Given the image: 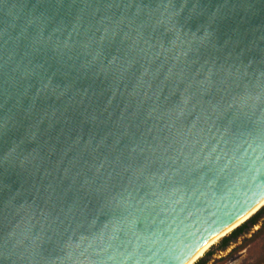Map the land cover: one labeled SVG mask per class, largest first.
Wrapping results in <instances>:
<instances>
[{
  "label": "water",
  "instance_id": "1",
  "mask_svg": "<svg viewBox=\"0 0 264 264\" xmlns=\"http://www.w3.org/2000/svg\"><path fill=\"white\" fill-rule=\"evenodd\" d=\"M263 197L264 0H0V264H182Z\"/></svg>",
  "mask_w": 264,
  "mask_h": 264
},
{
  "label": "rangeland",
  "instance_id": "2",
  "mask_svg": "<svg viewBox=\"0 0 264 264\" xmlns=\"http://www.w3.org/2000/svg\"><path fill=\"white\" fill-rule=\"evenodd\" d=\"M258 228L259 226H254L252 230L241 236L227 249L215 250V253L210 255L207 264H264V217L262 228L257 231ZM219 241L220 239L200 258L205 257L208 251L216 248Z\"/></svg>",
  "mask_w": 264,
  "mask_h": 264
},
{
  "label": "trees",
  "instance_id": "3",
  "mask_svg": "<svg viewBox=\"0 0 264 264\" xmlns=\"http://www.w3.org/2000/svg\"><path fill=\"white\" fill-rule=\"evenodd\" d=\"M264 217V205H262L254 214H252L246 221L234 228L229 234L223 236L216 248L211 251H208L205 257L198 259L194 264H207L209 261L210 255L215 253V250H225L234 242H236L241 236L248 233L253 229L254 226H259L257 231L262 228V221Z\"/></svg>",
  "mask_w": 264,
  "mask_h": 264
},
{
  "label": "bare ground",
  "instance_id": "4",
  "mask_svg": "<svg viewBox=\"0 0 264 264\" xmlns=\"http://www.w3.org/2000/svg\"><path fill=\"white\" fill-rule=\"evenodd\" d=\"M262 205H264V197L256 203L249 211L232 221L204 244H202L189 258H187L182 264H194L214 243H216L223 236L230 233L234 228L243 223L248 217L254 214Z\"/></svg>",
  "mask_w": 264,
  "mask_h": 264
}]
</instances>
